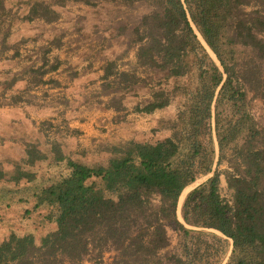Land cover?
Segmentation results:
<instances>
[{
  "label": "trees",
  "instance_id": "16d2710c",
  "mask_svg": "<svg viewBox=\"0 0 264 264\" xmlns=\"http://www.w3.org/2000/svg\"><path fill=\"white\" fill-rule=\"evenodd\" d=\"M17 1L24 11L0 0L4 48L19 23L52 25L71 2L97 13L104 5ZM106 1L138 13L89 28L83 16L73 18L32 50L41 62L26 55L30 62L19 73L30 89L57 84L45 79L62 63L50 53L70 51L74 40L66 36L75 34L92 43L89 58L102 61L91 97L116 113L114 123L127 121L130 105L152 113L175 101L177 112L161 117L148 138H97L74 150L64 140L78 131L65 122L45 119L24 136L13 131L22 158L13 163L9 184L0 169V212L23 207L24 216L38 218L25 229L9 228L0 240V264H264V122L252 107L256 100L264 104V0ZM15 76L1 85L13 88ZM11 98L24 100L18 93ZM213 170L179 207L184 190ZM222 177L229 197L222 195Z\"/></svg>",
  "mask_w": 264,
  "mask_h": 264
},
{
  "label": "crops",
  "instance_id": "0c3cea01",
  "mask_svg": "<svg viewBox=\"0 0 264 264\" xmlns=\"http://www.w3.org/2000/svg\"><path fill=\"white\" fill-rule=\"evenodd\" d=\"M42 42L35 41L28 48V52L39 48ZM92 43L85 42L81 45H72L70 51L64 48H53L50 56L54 58L58 56L62 63L57 70L49 72L45 79L53 78L58 83L38 84L30 89L28 76L20 74V69L30 62L28 58L21 61V65L15 63L14 53L16 48H10L6 51L5 56L0 57V135L8 134L4 141V145L0 142V150L8 152L13 157V148L21 146L20 140H13L12 133L24 136V131H36L41 121L51 117L58 116L66 119L65 122L72 129L77 130L75 137H80L89 143L93 139H140L145 135H149L157 126V122L161 117H166L176 111L171 109V105L165 109H157L152 113H139L133 111L132 105L127 116V121L122 123H114L113 117L116 114L113 110L106 109L102 104L98 103L95 98L91 97V92L99 88L103 70L101 69L102 61L100 59H90L89 53H94V49H90ZM75 50V52L72 51ZM33 60L39 59V54L33 52ZM63 53V55L61 54ZM133 54V55H132ZM23 56V55H21ZM130 59L135 61V52L132 51ZM37 62H41L38 60ZM15 76L13 88H6L1 85V81ZM91 81V86L86 87V83ZM93 85V86H92ZM45 88V89H44ZM54 92L56 98L44 101L43 92ZM22 94L23 99L19 103H15L11 97L16 94ZM35 97L34 104H29L28 96ZM58 95V97H57ZM62 100L56 102L62 98ZM64 98V99H65ZM53 102H56L54 104ZM42 103V104H41ZM43 104L45 106H43ZM49 104V105H48ZM175 106V105H174ZM171 109V111H170ZM134 125L131 133L122 137L110 135L111 129H117L125 124ZM18 129V130H17ZM9 136L11 138H9ZM77 139V138H76ZM78 140V139H77ZM21 159L22 154L15 157Z\"/></svg>",
  "mask_w": 264,
  "mask_h": 264
},
{
  "label": "rangeland",
  "instance_id": "374dc122",
  "mask_svg": "<svg viewBox=\"0 0 264 264\" xmlns=\"http://www.w3.org/2000/svg\"><path fill=\"white\" fill-rule=\"evenodd\" d=\"M12 3H17L16 5H14V10H19V11H24L26 8V4H20L17 0H12ZM103 10L100 13L94 12L93 9H90L88 7H86L83 4L80 3H75V2H71L67 5V7L65 9L62 10V18L52 24V25H45L41 22H35L32 24L29 23H23V24H18L17 26L14 27L13 33L11 34V36L8 38L7 40V44L5 46H7L6 48H4L2 46V44L0 43V57H4L6 51L8 50V48L10 49L11 46L12 48H15V46L18 48L19 51V55L17 54V56L14 58L15 63H18V65H21V61L25 60V56L28 54H32L34 55L33 52H28V48L30 47V45H32V43H35V41H41L42 45H46L48 44L49 40L53 37V35H57L60 34L62 31H64L65 29H68V25H70L72 22V19L77 17V16H83V18H79V20H82L83 23H86L88 25V28L96 23V22H100V23H104L105 25H107V21H110L112 17H114L115 15L117 16H123L126 17L127 19L131 20L133 18V16L135 14L138 13V10H132L130 8L124 7L122 5L117 4L116 2H111V1H106L103 0ZM11 4V3H10ZM132 18H131V17ZM91 29V28H90ZM73 30L75 31V29L73 28ZM74 33V32H73ZM66 39H73L74 40V49L76 50L77 48V44L81 45L83 43L86 42L85 39H80V40H76L75 38L77 37L75 34H73L72 36H70L69 34L66 36ZM76 41V42H75ZM72 51V52H75ZM63 55V53H61ZM23 55V56H21ZM133 55V54H132ZM91 86V81L86 83V87L89 88ZM93 86V85H92ZM45 89V88H44ZM44 91V90H43ZM47 93V95L45 96V94ZM54 92H43V97H44V101H47L48 99L50 100H54L55 95H53ZM58 97V95H57ZM28 98H31L28 96ZM57 102V101H56ZM175 105V106H174ZM252 107H253V111L255 113H257L261 118L262 121L264 122V104L260 101V100H256L253 101L252 103ZM174 108V109H172ZM171 109L177 112V103L174 101L171 104ZM170 109V111H171ZM49 119H52L54 121V123L56 124H63L64 122H66V119H62L59 118L58 116L56 117H51ZM134 125L128 123L125 124V126H121L120 128L117 129H111L109 134L112 135H117L122 137V135H126L128 136L131 131H132V127ZM0 130H2V128H0ZM1 138V135H0ZM78 140H77V139ZM144 138H148L147 135L144 136ZM1 144L4 145L3 141H1ZM65 145L68 149L70 150H74V149H78L79 147H88L90 146L92 143L86 142L83 140H81L80 137H75L74 135L70 136L69 138H66L64 140ZM13 157H11V155L8 154V152H5L4 150H0V169L2 171H4L6 177L4 179L5 183H8L10 181H8L10 178V171H12L13 169V163L16 161H20V159H16V156H19L22 152V147L21 146H15L13 148ZM231 153V150L228 151V154ZM227 167V162L225 161L222 165H221V169H225ZM205 177L199 179L198 181H196V183H194L191 187L192 189L198 185L197 183H199L200 181H202ZM221 192L222 195L225 197H229V191L227 189V183L224 177H222V184H221ZM191 189V190H192ZM188 190H186V192L184 191V195H183V200L186 197ZM183 202V201H182ZM180 212V209H179ZM37 213H34L32 216H24V208L22 207L21 209L18 208L17 210H13V211H7V210H2L0 212V217L3 219V221H0V240H2L3 238L6 237V235L10 232L9 228L10 227H22V229H25L27 227L32 226L31 224L33 223V221H37ZM181 217V215H180ZM36 223V222H34ZM212 230V229H211ZM214 232H217L219 235H222L220 232L212 230ZM170 235L172 236L173 239V244H176L177 241V234L170 230ZM107 259H109V254H107ZM85 264H90V262H86Z\"/></svg>",
  "mask_w": 264,
  "mask_h": 264
},
{
  "label": "water",
  "instance_id": "95a60500",
  "mask_svg": "<svg viewBox=\"0 0 264 264\" xmlns=\"http://www.w3.org/2000/svg\"><path fill=\"white\" fill-rule=\"evenodd\" d=\"M213 51V50H212ZM211 54V53H210ZM213 57V56H212ZM216 61H218V59H217V56H216V58L215 57H213ZM216 148H217V155H216V160H215V164H214V170H215V168H216V165H217V161H218V158H219V147H218V144L216 143ZM214 170L210 173V174H208L202 181H200L199 183H197V184H200L201 182H203L204 180H206L207 178H209L210 176H212L213 175V173H214ZM194 183H196V182H194ZM194 183H192V184H190L184 191H186L187 189H189L188 190V192L192 189V185L194 184ZM197 186V185H196ZM184 193V192H183Z\"/></svg>",
  "mask_w": 264,
  "mask_h": 264
},
{
  "label": "bare ground",
  "instance_id": "6f19581e",
  "mask_svg": "<svg viewBox=\"0 0 264 264\" xmlns=\"http://www.w3.org/2000/svg\"><path fill=\"white\" fill-rule=\"evenodd\" d=\"M196 31H197V33H198V35H199V38L201 39V41L203 42V44L207 47V49H208V51L211 53V55L213 56V57H215L216 58V55L214 54V52L211 50V48L208 46V44L205 42V40H204V38L202 37V35L199 33V31L196 29ZM186 192V191H185ZM183 195H184V193L182 194V196H181V200H180V205H179V207H181V204H182V201H183ZM180 213V212H179ZM181 219H182V217H181Z\"/></svg>",
  "mask_w": 264,
  "mask_h": 264
}]
</instances>
